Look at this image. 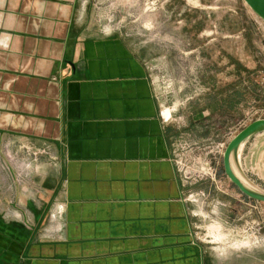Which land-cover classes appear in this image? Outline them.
<instances>
[{
	"label": "crops",
	"instance_id": "obj_1",
	"mask_svg": "<svg viewBox=\"0 0 264 264\" xmlns=\"http://www.w3.org/2000/svg\"><path fill=\"white\" fill-rule=\"evenodd\" d=\"M84 1L0 0V264H205L181 129L141 49ZM231 164L264 191V127Z\"/></svg>",
	"mask_w": 264,
	"mask_h": 264
},
{
	"label": "rangeland",
	"instance_id": "obj_2",
	"mask_svg": "<svg viewBox=\"0 0 264 264\" xmlns=\"http://www.w3.org/2000/svg\"><path fill=\"white\" fill-rule=\"evenodd\" d=\"M84 2L95 27L141 49L163 109H172L182 176L193 189L207 186L191 198L205 264H264V201L239 194L224 176L221 154L223 143L264 118V18L245 0ZM203 111L211 118L206 127L196 121ZM201 167L215 179L200 178ZM213 232L223 240L215 242Z\"/></svg>",
	"mask_w": 264,
	"mask_h": 264
},
{
	"label": "water",
	"instance_id": "obj_3",
	"mask_svg": "<svg viewBox=\"0 0 264 264\" xmlns=\"http://www.w3.org/2000/svg\"><path fill=\"white\" fill-rule=\"evenodd\" d=\"M245 2L259 15L264 18V0H245ZM264 127V118L256 119L240 130L227 144L223 154V165L226 175L240 191L252 198L264 201V195H257L234 173L231 157L233 152L251 135Z\"/></svg>",
	"mask_w": 264,
	"mask_h": 264
},
{
	"label": "built area",
	"instance_id": "obj_4",
	"mask_svg": "<svg viewBox=\"0 0 264 264\" xmlns=\"http://www.w3.org/2000/svg\"><path fill=\"white\" fill-rule=\"evenodd\" d=\"M239 132V131H238ZM237 132V133H238ZM236 133V134H237ZM235 134V135H236ZM235 135H233V137L235 136ZM232 137V138H233ZM232 138H230V140L232 139ZM228 142L229 141H227V142H225V143H223L221 146H222V149H221V154L223 155L224 154V150H225V148H226V146H227V144H228ZM220 145V144H219ZM218 145V146H219ZM37 152H34V158H35V160H37ZM176 163H177V165H178V161L176 160ZM22 167V168H21ZM27 167H29L27 164H26V162L24 161V160H22V161H20L19 162V168L20 169H22V171H24L25 169H27ZM178 167H180L179 165H178ZM180 169V168H179ZM180 171H181V169H180ZM199 175L198 176H200V178H204L205 176H210L212 179H215V177H216V174L215 173H212V172H210L209 170H207L205 167H201L200 169H199ZM197 176V177H198ZM186 178H188V177H186Z\"/></svg>",
	"mask_w": 264,
	"mask_h": 264
},
{
	"label": "bare ground",
	"instance_id": "obj_5",
	"mask_svg": "<svg viewBox=\"0 0 264 264\" xmlns=\"http://www.w3.org/2000/svg\"><path fill=\"white\" fill-rule=\"evenodd\" d=\"M164 115L167 117V118H170L171 117V115H172V109L171 108H166L165 110H164ZM27 165H30L29 163H26ZM195 200V199H194ZM55 218H56V215H55ZM213 238H214V240H215V242L216 241H222L223 240V235L222 234H216L215 232H213ZM251 244V242H250V240L249 241H247V242H237L236 241V244L234 245L235 247H237V248H239V247H241V246H248V245H250ZM233 245V244H232ZM220 251V250H219ZM221 252H224V251H221Z\"/></svg>",
	"mask_w": 264,
	"mask_h": 264
}]
</instances>
